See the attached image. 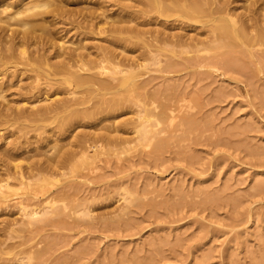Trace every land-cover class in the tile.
<instances>
[{
	"label": "rangeland",
	"instance_id": "374dc122",
	"mask_svg": "<svg viewBox=\"0 0 264 264\" xmlns=\"http://www.w3.org/2000/svg\"><path fill=\"white\" fill-rule=\"evenodd\" d=\"M73 2L68 0L70 9L78 7ZM62 21L50 18L52 27L47 24L45 33L37 32L41 37L30 50L45 51L49 58L59 52L55 46L64 32L58 34L55 27L70 23ZM5 32L0 30V36ZM7 33L15 37L18 32ZM64 39L75 44L81 41L72 33ZM53 43L54 48L47 51ZM12 65L15 72L25 69L19 62ZM217 65L185 64L168 71L163 62L160 67L140 69L139 81L147 82L150 92L183 102L181 108L172 104L174 100L170 104L173 111H167L159 127L166 131L161 137L172 130L183 133L164 150H155V140L137 142L119 160L111 157L107 165L98 162L93 173L73 166L50 178L53 192H60L58 200L67 205L63 224L57 217L42 215L27 224L15 215V208L0 212V237L6 241L0 264H264V62L246 57L227 67ZM30 82L25 76L19 82L9 74L4 76L1 87L6 100H0V108L14 105L17 90H22L19 87ZM42 82L38 87H44ZM51 91L39 96L35 105L48 104L47 98L65 97L53 96ZM132 111L135 107L119 111L108 121L128 120ZM185 118L195 126L184 124ZM20 121L0 124L1 133L10 143L29 144L35 161L45 158L43 149L49 144L55 149L48 157H56L68 150L71 135L103 134L105 130L100 129L110 124L86 120L75 125L72 134L68 131L46 139L50 131H56L58 119L40 125ZM22 158L18 161L23 164L32 161ZM73 181L82 183L77 199L84 200L92 211L89 215L75 213L85 206L62 196L61 188ZM14 193L18 200L30 192L17 188ZM31 238L29 259L24 243Z\"/></svg>",
	"mask_w": 264,
	"mask_h": 264
},
{
	"label": "bare ground",
	"instance_id": "6f19581e",
	"mask_svg": "<svg viewBox=\"0 0 264 264\" xmlns=\"http://www.w3.org/2000/svg\"><path fill=\"white\" fill-rule=\"evenodd\" d=\"M71 1L78 5L76 9L69 8L68 0H0V30L6 31L0 36V100H6L1 84L7 74L18 78V82L23 76L32 81L25 87L18 86L22 90H17L14 105L6 101L10 105L0 108V124L26 120L28 124L40 125L58 119L56 131L46 136L51 139L68 131L72 134L75 125L82 121L99 120L102 124L119 111L133 107L135 111L128 120L116 124L108 121L110 124L100 129L106 133L71 135L70 147L57 154L59 156L48 157L55 145L45 146V158L40 161L30 155L33 150L29 149V144L6 141L8 137L0 129V212L15 208V215L19 214L27 224L40 215L46 219L57 217L63 224L67 205L64 200H58L56 195L60 192H53L54 184L49 179L62 175L65 168L79 166L93 173L99 168L98 162L107 165L111 157L119 160V155L131 151L137 142L155 140V150L161 151L170 140L181 135L178 133H183L179 129L172 130L161 137L166 131L159 127L166 120L167 111H173L170 104L174 100L172 104L181 108L183 102L150 92L148 83L139 81L140 69L160 67L163 62L168 71L185 64L199 68H213L217 64L227 67L246 57L264 62V0ZM50 18L70 23H64L68 28L55 27V31L62 35L64 32V36L55 46L59 52L49 58L45 51L40 53L37 48H30L35 47V39L41 37L37 32L45 33L46 25H51ZM12 26L18 28L15 37L7 33L16 32L10 30ZM69 33L81 37V41L78 44L65 42ZM52 48L54 43L49 44L47 51ZM130 53L137 54L127 55ZM16 62L25 69L15 72L12 64ZM41 79L44 87L40 88ZM50 90L53 96L65 97L47 98L48 104L36 106L38 98L47 96ZM34 97V102L29 101ZM157 108H160L158 112ZM183 123L195 126L188 118ZM25 154L29 156L24 157ZM20 157L32 161L23 164L18 161ZM81 186L82 183L73 181L60 191L77 206H85L84 200L77 199ZM17 188L30 193L16 200ZM58 202H62L60 207ZM77 212L89 215L92 211L85 206V210L76 209ZM5 242L0 237V251ZM32 243V238L24 243L29 259Z\"/></svg>",
	"mask_w": 264,
	"mask_h": 264
}]
</instances>
